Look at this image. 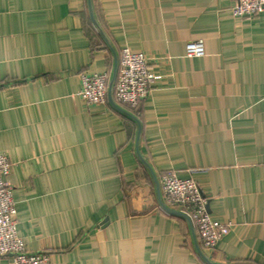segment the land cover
Listing matches in <instances>:
<instances>
[{
  "label": "crops",
  "instance_id": "crops-1",
  "mask_svg": "<svg viewBox=\"0 0 264 264\" xmlns=\"http://www.w3.org/2000/svg\"><path fill=\"white\" fill-rule=\"evenodd\" d=\"M237 0H0V153L17 231L53 264H264V13ZM205 54L188 57L189 42ZM125 48L158 77L136 108L82 74ZM193 180L230 232L204 249L160 189ZM159 185V186H158ZM197 246H199V250ZM0 264H14L12 257Z\"/></svg>",
  "mask_w": 264,
  "mask_h": 264
},
{
  "label": "built area",
  "instance_id": "built-area-1",
  "mask_svg": "<svg viewBox=\"0 0 264 264\" xmlns=\"http://www.w3.org/2000/svg\"><path fill=\"white\" fill-rule=\"evenodd\" d=\"M232 13L240 18L262 14L264 0H237ZM186 52L188 57H201L205 54L204 43L189 42ZM118 62L113 88L114 100L120 106L136 108L149 96L158 77L152 73L149 60L144 54L125 48L121 51ZM110 79V73L82 74L79 96L89 105L106 104ZM11 166L8 157L0 153V258L10 256L14 264H53L48 253L28 252L18 234L13 187L6 180ZM160 189L170 204L183 209L180 213L191 222L202 248L214 249L229 234L230 224L214 221L210 217L208 200L195 181L181 179L175 172H167L160 178Z\"/></svg>",
  "mask_w": 264,
  "mask_h": 264
},
{
  "label": "water",
  "instance_id": "water-1",
  "mask_svg": "<svg viewBox=\"0 0 264 264\" xmlns=\"http://www.w3.org/2000/svg\"><path fill=\"white\" fill-rule=\"evenodd\" d=\"M115 54V64H114V70H113V73L111 75V79H110V82H109V88H108V101L110 102V104L119 112H122L123 114H126V115H129L131 117H133L129 112H127L125 109H123L120 105H118L116 103V101L114 100V96H113V88H114V84H115V81H116V77H117V72H118V56L116 53ZM159 186V185H158ZM163 209H165L166 211H168L169 213H172V214H177V215H183L181 214L180 212H175V211H172L170 209H168L163 203L161 204ZM208 208V206H207ZM184 216V215H183ZM199 246H197L198 248ZM198 251L200 252L199 248H198Z\"/></svg>",
  "mask_w": 264,
  "mask_h": 264
}]
</instances>
